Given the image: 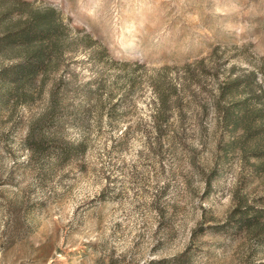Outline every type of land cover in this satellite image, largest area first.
Instances as JSON below:
<instances>
[{
  "label": "rangeland",
  "instance_id": "obj_1",
  "mask_svg": "<svg viewBox=\"0 0 264 264\" xmlns=\"http://www.w3.org/2000/svg\"><path fill=\"white\" fill-rule=\"evenodd\" d=\"M34 15L58 42L16 78L2 39ZM244 212L264 223V0H0V264H264Z\"/></svg>",
  "mask_w": 264,
  "mask_h": 264
},
{
  "label": "trees",
  "instance_id": "obj_2",
  "mask_svg": "<svg viewBox=\"0 0 264 264\" xmlns=\"http://www.w3.org/2000/svg\"><path fill=\"white\" fill-rule=\"evenodd\" d=\"M48 13L53 16L54 11L49 10ZM34 16L35 18H32L31 23L7 29L2 39V45L10 47V49L25 46L24 60L14 68L16 78L31 80L41 74L42 71H45L50 63V53L58 42L57 33L60 26L56 24V20L52 18L53 21L51 19L44 21L36 17V15ZM157 96L159 107L154 114L156 123L154 128L157 136L161 137L164 134L163 121L169 117L170 98L162 91H158ZM50 115V113H47L31 124L27 137L28 146L31 150L32 148L36 149V147L38 149L42 148L48 139L46 127L50 121ZM224 116L226 122L233 120L229 109L225 111ZM235 223L240 228H244L250 232H255L257 228L260 229V226H264L261 213L255 216H249L247 212H244Z\"/></svg>",
  "mask_w": 264,
  "mask_h": 264
}]
</instances>
